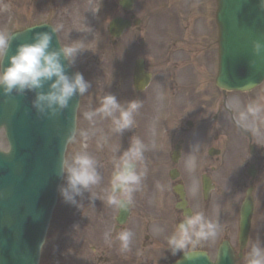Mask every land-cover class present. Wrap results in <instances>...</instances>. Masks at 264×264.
<instances>
[{"label":"rangeland","instance_id":"374dc122","mask_svg":"<svg viewBox=\"0 0 264 264\" xmlns=\"http://www.w3.org/2000/svg\"><path fill=\"white\" fill-rule=\"evenodd\" d=\"M146 1L150 4L153 3L154 6L152 8H156L153 17L150 16L148 20L147 30L142 33L144 38H147L146 44L143 46L141 51L139 47L137 49L134 47L129 49L128 54H126L122 59L124 65L121 67V70L117 71L114 69V73H112V62L109 58L105 59L104 65L100 68L102 79L104 81L117 80L119 92L122 91L127 96V100H124L125 102L130 101V99H136L142 102L143 106L139 110V114L135 117V126L133 130L125 132L122 136L111 134L108 145L103 149L97 148V139L99 134H97L96 137H90L89 139H84L79 135L81 131H88L90 129L88 121L84 119V112L97 108L100 100L102 99V84L92 82L90 83L92 89L84 96H81L77 108L75 130L77 133L76 141L74 143H68L65 151V159L68 160H70L75 153L85 151L97 159L100 165L98 171L103 177L101 185L98 188L93 189L98 196L102 195V189L108 187L109 179L113 170L111 164V159L114 154L113 150L119 148L117 155L122 154V152L127 150L129 147L130 138L132 136L139 137L147 145L151 139L148 136V128L154 120L158 119L155 114L156 111H160L162 117L166 121L165 128L169 130L173 128L177 122H179V119H182L183 124L184 121H192L194 123V128L190 129L189 134L193 137L198 136L200 126L209 124L211 137L217 135L218 138L216 141L212 140V142H209L208 144L223 150L222 154L218 157V161H215L217 168L213 173L215 182L218 185H220L223 181L222 177L219 176L222 175L220 164L226 163V165L230 167L231 164L229 162L232 161V158L234 157V155L231 154L230 156L223 154V152H225L228 148V143H225L224 135L227 134L228 136L229 133L228 139L226 140L227 142L230 141L231 145L229 147L233 148L236 144L240 145V141L235 142L232 140V138H236V136L238 137L237 133L239 134L240 132L233 130L232 123L230 120H227L228 116L226 113L221 110V108H218L217 100H213V103H209L210 100H208V95L212 93L214 97V92L216 91L213 84L211 83L212 87L210 83H206V81H213L216 74L217 52L213 49H210L207 52H202L198 48L194 47V49L191 48L190 52L177 50L173 54L172 52H169L164 57H160L161 54H159L162 51L161 47L165 44L164 41L167 40L165 35L166 31H168L167 29H177L178 16H181V13H189L192 17L196 16L201 13V10L198 9L201 5L203 7L204 19L209 21V10L215 9V1L209 0L208 3L211 1V7H209L208 5L206 6L207 3L205 0H164L165 4L162 8H160V6L163 0ZM89 8L90 7L88 5L84 4L83 6L81 0H0V31H5L11 34L28 26L46 22L52 27H56L57 25L63 26L62 30L57 34L62 47L70 46L79 41H83L84 44L85 39H88V36L86 35L106 34L103 29V23L90 20V15L86 14L89 12ZM154 17H156L157 20H150L155 19ZM166 23H170V28L166 26ZM106 24L107 23H105V25ZM200 25L201 24L198 23L197 26L200 27ZM213 31L215 34L214 28ZM176 35L178 34L175 33L174 36H171L170 38L178 39ZM210 36L212 37V33ZM127 43L130 44L129 37ZM179 46V44L176 45V47ZM196 50L198 52H196ZM81 54L77 56L73 68L76 72L83 75L85 81H98L95 76L98 71V68L95 67L96 61L91 63L92 59L88 57L86 58L85 56L81 57ZM136 56H141L145 59L153 78V83H151L149 88L139 93L134 92L131 81L133 66L132 60ZM163 62L165 64H163ZM174 64L175 67L171 68ZM168 72H171L172 74H169ZM161 81H166L163 86L162 97L160 92L157 90ZM172 81H175V84H173ZM114 92L117 98L118 96L115 89ZM128 93L131 97L128 96ZM226 95V102L228 103L229 108L233 110V114L235 116V107L233 104L234 99L238 98L242 105H246L250 101L254 100L264 102V82L250 92L241 93L238 91H231L226 92ZM91 97L95 99L93 103ZM121 97H119L120 99L118 101L124 103L121 100ZM159 97L163 102L160 103L156 100ZM194 98H196L197 101L196 103L193 102L192 105L189 101H191V99L194 100ZM204 107L207 110V122L204 124H198L200 111L204 110ZM217 115L218 118L216 120H212V117ZM109 126V121L98 122L96 125L97 128H103L106 133L108 132ZM251 132L255 134V132ZM169 136L170 135L168 133H164V131H162V140H159L164 143L167 150L168 147H171L175 142L174 139L167 144ZM261 138L264 139V137ZM0 148L4 150L7 149V143L2 130L0 131ZM199 149H202V152L204 150L205 154V148ZM186 160L181 162L178 167L179 170H181V178L184 180V177H186L183 183L186 186L188 200L191 204L193 203L194 206H197L200 189L194 195L192 192V185L194 182L199 185V180L198 178L190 179L188 172L184 171L186 169ZM230 180H228V182ZM157 182L168 185L166 177H163L160 180L158 179ZM152 183L151 179H149V181H145L143 191L135 194V208H132L133 212H131L126 223V229L130 231L132 230L133 233L135 228H137L139 232L142 231V234L152 233L153 236L150 237V240L156 238V232L150 229V232L146 230L143 231L142 226L143 224L149 222L152 218V213L150 211H143L141 213L139 208H141L140 195H147L148 192H151V190L149 191V188ZM63 184L64 181L62 179L60 186ZM261 187L264 190V183ZM149 195L152 197L154 196L155 205L163 206V204H165L167 206L173 201V195L170 190L163 193L156 190L155 193H151ZM217 197L218 196L214 194L215 200H213V202H215L217 206L215 203H211V200L210 204L207 205V218L213 221L218 220L220 225L223 222L222 219H225L224 223L226 225H234L233 223L236 222L237 215L234 200L236 201L237 199H242L243 193L241 195L237 193V196L230 193L225 195L222 199L224 202H222L221 205L220 198L216 201ZM76 199L79 204L78 207L65 203L58 191L57 201L52 213L44 243L41 247L40 260L38 264H126L125 262L128 261V255L130 252L121 254L119 252V244L112 243V239L114 238L112 234L113 232L116 233L114 228V217L116 216L117 209L108 207L98 199L94 201L93 207L89 203L88 193L84 194L83 199L80 197H77ZM239 200H237V204L240 203ZM254 201H256V203L259 201L262 207L261 209L256 208L252 219L249 242L247 248L245 249L246 257L253 244L259 243L262 247H264V198H261L260 195L257 198L254 197ZM151 204L152 200L150 201L149 198H147L145 205L150 206ZM159 228L162 227L160 226ZM120 231H117V234ZM163 233L158 234L157 239H155L152 243H149L148 239L146 241L145 248H141L139 246L140 240L142 241V239H137L138 234L135 235L134 233L132 245L133 247L136 246L135 249L137 251L140 248L141 253L144 255L145 251L151 249L152 246L155 247V245H160L164 236ZM219 239L220 237H218L215 242H209L200 248L207 250L210 256L215 258ZM228 239L231 245L236 248L238 245L237 235ZM143 242H145L144 239ZM166 245L167 243L165 240V242L157 248L161 249V251H165ZM134 253L135 252H133L132 255L137 257ZM179 254L180 253L178 252L176 255H172V258L179 256ZM151 255H153V253H151ZM151 255L149 254V257L152 259ZM246 257L243 259L245 264ZM152 261H154V259ZM132 264L151 263L150 261L147 263L144 260H134ZM240 264H243L242 261H240Z\"/></svg>","mask_w":264,"mask_h":264},{"label":"clouds","instance_id":"9594fccd","mask_svg":"<svg viewBox=\"0 0 264 264\" xmlns=\"http://www.w3.org/2000/svg\"><path fill=\"white\" fill-rule=\"evenodd\" d=\"M258 7L264 12V0H259ZM62 25L51 27L50 32L35 33L32 43L17 45L15 54L8 57V66H4V58L11 44L12 35L0 31V90L5 97L13 94L23 97L26 92L34 93L31 107L38 117L55 119L70 106V101L77 95L84 96L91 84L79 72L69 77L66 75V66L61 60L67 61V67H74L79 54L87 50L83 41L75 42L70 46L52 47V34L62 30ZM251 54L259 60H264V42L260 39L250 41ZM256 60H250L255 65ZM47 88L45 90V86ZM235 120L239 127L245 131H254L257 136L264 137V102L250 101L242 105L239 99H234ZM142 102L136 99L121 103L115 95L106 94L100 100L99 106L94 110L84 112L83 116L90 125L88 131H81L79 135L84 139L96 137L97 148L103 149L108 145L110 135L122 136L125 132L133 130L135 117L142 108ZM109 121L110 126L106 133L103 128H97L98 122ZM77 133L69 130L65 140L68 143L76 141ZM148 146L136 136L130 138L129 147L122 154L117 155L119 148L114 149L111 159L112 173L108 187L102 189V195H97L93 189L98 188L103 180L98 168L97 159L88 152H77L70 160L62 158L57 175L64 184L58 188L59 194L65 203L79 206L77 197L84 198L89 194V203L94 207L95 200H101L108 207L128 212L133 206L135 194L144 189L148 168L145 153ZM199 150L198 144L193 145L191 152ZM186 170L193 173L196 170V157L190 154L185 162ZM156 190L160 193L169 190V186L156 182ZM199 185L193 183L192 192L195 195ZM156 234L164 231L155 228ZM222 226L218 220L208 219L203 211H198L184 219L175 227L167 237V249L172 255L183 253L186 259H198L199 247L209 242H215L221 232ZM134 233L123 230L118 233L119 252L126 254L131 251ZM246 264H264V247L259 243L253 244L246 257Z\"/></svg>","mask_w":264,"mask_h":264},{"label":"water","instance_id":"95a60500","mask_svg":"<svg viewBox=\"0 0 264 264\" xmlns=\"http://www.w3.org/2000/svg\"><path fill=\"white\" fill-rule=\"evenodd\" d=\"M217 4L216 85L224 90H250L264 78V60L252 56L250 44L254 39L264 42V12L258 7L259 0H217ZM50 31L49 25L40 24L12 34L4 66H8V57L15 54L17 45L32 43L35 33ZM52 36V47L59 49L56 35ZM250 60L257 62L253 66ZM61 62L66 66L65 74L73 76L74 71L67 67V61L62 59ZM149 78L140 62L136 63L135 86L142 88ZM78 98V95L74 97L68 109L50 120L38 117L31 107L34 93L5 97L0 90V127H4L9 143L8 152L0 151V264L38 263L61 180L57 172L64 158L65 138L69 130H75ZM180 198L183 200L182 192ZM251 209V202L246 199L240 211L241 238L248 232ZM126 213L120 212L117 221L122 222ZM197 252L198 259H186L182 254L172 264H212L204 252ZM215 264H234L228 244L221 245Z\"/></svg>","mask_w":264,"mask_h":264},{"label":"flooded vegetation","instance_id":"af4514ba","mask_svg":"<svg viewBox=\"0 0 264 264\" xmlns=\"http://www.w3.org/2000/svg\"><path fill=\"white\" fill-rule=\"evenodd\" d=\"M134 1V3L131 4V2ZM111 7H108L107 11L104 12V5L108 6L109 2L107 0H81L82 5H88L90 8L88 9V15H90V20L96 21V22H104L107 23L105 27L103 26L104 32L109 34V23L115 19L119 18L123 22L128 23V27L122 31V33L119 36H113L109 34V40L112 42L114 49L120 50L122 47H127L129 49L133 48L134 45L136 47L134 48H143V46L146 44V39L142 35L143 32L147 30V22L151 15H147L144 12L141 11V4L143 2H146V10L149 9V3L146 0H111ZM211 7L210 3H207L206 6ZM151 7V6H150ZM164 7V6H163ZM160 8H162L160 6ZM202 11V13H199L196 16H191V14H184L181 13V16H178V26H179V36L176 38H167L164 44V46L161 47L162 51L160 52L163 57L167 55L169 52L175 53L178 51H187L190 52L191 48H201L207 49L208 51L211 48H214L216 45V40H214V37L212 35L208 36L210 34V30L213 32V22L211 20H205L203 15V7L200 5L198 8ZM145 10V11H146ZM154 15V14H153ZM153 17V16H152ZM211 18V17H210ZM198 23H200V27H198ZM197 24V25H196ZM128 35V36H127ZM128 37L130 38V44L127 43ZM88 46L90 48L94 47V40H85ZM179 44V47H176V45ZM177 49H175V48ZM129 49H125L122 51H127L126 54H128ZM188 49V50H185ZM121 51V52H122ZM138 51V50H137ZM207 52V51H206ZM135 61V59H134ZM133 61V63H134ZM163 64H165L163 62ZM175 64L173 65L174 68ZM170 69V68H168ZM132 81V79H131ZM168 82V81H167ZM160 86H158L157 90L160 92L162 97L163 92V86L166 81H161ZM173 84H175V81H172ZM150 86V85H149ZM148 86V87H149ZM118 87V85H117ZM116 87V90H117ZM145 91V90H143ZM143 91H137L134 89L135 93L143 92ZM120 94L123 92L120 91ZM215 96L213 97V94L208 95L209 103H213V100H217V106L218 108H221L224 112L231 115V111L228 109V105L226 104V95L223 91L217 88V90L214 92ZM119 95V94H118ZM120 96V95H119ZM128 96L130 94L128 93ZM207 97V95H206ZM158 102H163L160 97L156 99ZM196 98L191 99V104L193 105V102L196 103ZM204 105V104H202ZM158 117L157 120H154V122L149 126L148 128V136L150 141L147 143L148 151L145 153L146 157V165L148 168L147 178L145 181H149L151 179V182H153L149 188V191L147 195L141 194L140 195V212L143 211H150L152 213V218L149 220V222L143 224L142 229L143 231L146 230L150 232V230H154L157 227H162L163 229L168 230V232L171 234L172 230H174V226L176 227L183 219V210L176 207L178 203V197L174 191V188L178 184H182L184 187V190L186 189L185 184L183 181L186 177L181 178V170H179V165L181 162H184L190 154L195 155L196 157V170L193 173H189L186 169L185 172H188V175L190 179L192 178H198L199 180V191L202 195V178L206 177L210 181L211 190L209 191L207 195V199H203V206H201L202 209H207V205L209 201L215 200L214 194L217 195L216 201L220 198V205L224 200L222 201L223 197L227 194L236 195L239 193L240 195L243 193V197L246 196V194H249L253 198L254 208L257 206L256 201H254V197L257 198L261 195V198H264V190L262 189L261 185L263 186L264 183V139L260 136H257L256 134H253L251 131H245L238 125H235L233 121H231L234 125L233 130H237L240 133L238 137L232 138V140L240 141V145L236 144L234 147H229L230 141L227 142L228 139L227 134H225V143H228V148L226 149L223 154H227L230 156L234 155V159L232 158V161L229 163L231 164L230 167L226 165V163H222L221 165V173L222 175H219L222 177L223 181L220 185L216 184L213 173L216 171V162L218 161V157L220 154H222V149L212 146L211 144H208L209 142L216 141L218 136L214 135L211 137L209 132V124H205L200 126V130L198 131V136H190V129L194 128V123L192 121H184V124L182 122V119H179L176 123V125L171 128L170 130L165 128L166 121L162 117L160 111H156L155 113ZM200 119L198 121V124H204L207 122V110L204 107V110L200 111ZM218 118L217 116H213L212 120H216ZM162 131L164 133H168L170 136L167 139V144L171 142V140L175 139V142L173 145L168 147V150L164 143H162ZM254 132V131H253ZM146 133V132H145ZM236 133V132H235ZM133 134V133H132ZM231 134V133H230ZM232 136V135H231ZM169 140V141H168ZM198 144L199 148H205V154L204 150L202 152V149H199L197 152L192 153L191 148L193 145ZM209 145V146H207ZM242 145V146H241ZM214 147V150H212L213 154L212 156L208 154V149ZM232 148V151H231ZM210 150V149H209ZM236 150V153H235ZM229 151V152H227ZM243 151V152H242ZM176 155V160L174 161L173 156ZM237 156V157H236ZM234 160V161H233ZM216 161V162H215ZM176 172V178L172 179V175H175L173 172ZM166 173V174H165ZM166 177L168 180V186L171 194L173 195V201L172 203H169L167 206L163 204V206L155 205L154 204V196H150L149 194L156 192V182L158 179ZM231 179V180H230ZM228 180H230V185ZM144 181V182H145ZM249 192V193H248ZM145 195V197H144ZM149 198V200H152V204L150 206L145 205L146 199ZM203 198V195H202ZM239 200V199H237ZM240 200H242L240 198ZM259 203V201H258ZM188 207H192V204L188 201ZM259 206L262 207L259 203ZM132 208L134 209L135 206L130 207V211H132ZM201 208H198V211H202ZM197 211V212H198ZM191 214H194L191 209ZM190 214V215H191ZM223 231L221 232V241L222 240H228L230 237H234L236 235V229L231 228L229 226H223ZM150 229V230H149ZM120 230H126V227H121ZM134 230H138L135 228ZM139 231V230H138ZM142 232V231H141ZM153 236L151 233H143L142 239L145 240V242H141V246L145 248L146 241L149 239V243H152L155 239H157L158 234H156V238L151 239L150 237ZM161 243V242H160ZM148 245V244H147ZM159 246V245H155ZM167 247V245L165 246ZM133 245L131 246V251L128 255L129 259L126 262V264H132L134 260H143L146 256L143 254L137 253L135 250L137 257H134L132 255L133 251ZM147 255H151L152 261L153 259L156 260L159 264H167L172 259L171 252L166 248V251H160L158 249H154L152 246L151 249L147 250ZM239 252L237 248V253ZM101 257V256H99ZM240 263V259L237 261Z\"/></svg>","mask_w":264,"mask_h":264},{"label":"bare ground","instance_id":"6f19581e","mask_svg":"<svg viewBox=\"0 0 264 264\" xmlns=\"http://www.w3.org/2000/svg\"><path fill=\"white\" fill-rule=\"evenodd\" d=\"M107 1L109 2V4H108V6L104 5V12L107 11L108 7H111V3H112L111 0H107ZM214 1L216 3L215 9H217V6H218L217 0H214ZM205 2L208 3L209 0H205ZM132 3H134V1H132L131 4ZM164 4L165 3H164V0H163L162 3H161V7H163ZM150 6H149V9L147 11L146 10V2H143L141 4V11L144 12L145 14H147V15L153 16V14L155 13V9L156 8L155 9L152 8L154 6L153 3L150 4ZM154 18L155 19H150V20H152V21L153 20H157L156 17H154ZM115 19H113L112 21H116ZM102 23H103V26L105 27V23L104 22H102ZM166 26L168 28H170V23H166ZM147 28H148V25H147ZM108 29H109V32L110 31L115 32V33H117L118 36L122 33L123 30H125V28L122 27V26H120V25L119 26H116V27H108ZM167 30H168V33L166 34V37L169 39L171 36H174L175 33H179V26L177 25V29L176 30H174L172 28L171 29H167ZM109 34L106 33L105 36H104V38H103L102 34H99V35H86V36H88L87 37L88 39H93L94 42H95V44H94V47L93 48H88V47H86V44H84V47L86 49L87 48L88 49L83 52L84 54L83 53L81 54V57L85 56L86 58L88 57V58L92 59L91 60V63L94 62V61H96V64H95L96 66L95 67L98 68V71L96 73L97 75H95V76H96V78H97L98 81H101L102 82V86H103L102 93L104 95H106V94H112V95H114L115 92H113V90L116 89V87H117L118 84H117V80L116 81H104L102 79V74L100 72V68L104 65L105 59L106 58H109V60L112 62L111 72L114 73V69H116L117 71L118 70H121L122 69L121 67H123V65H124V62H123L122 59L125 57V55L127 53V51H122V50L129 49L127 47H122L121 48V51L122 52L120 50L114 49V46L112 45L113 43L110 42V40H109ZM134 47H136V46L134 45ZM197 50H196V52H198ZM206 51H208V50L207 49H203L202 50V52H206ZM162 56L163 55H161L160 57H162ZM133 59H135L136 62H138L140 59H142L143 60L142 61L143 62V65L142 66L144 68H146V70H147V72L149 74H151V72L149 71V68H148V63L146 64L145 59L143 57L136 56ZM168 73L169 74H172L171 72H168ZM115 79H116V76H115ZM263 80H264V78H263ZM120 81H123V80H120ZM151 83H153L152 79L149 82H145V90L149 88L148 86L151 85ZM116 93L119 94L120 97L122 96L121 97V100L123 102H125L124 100H127V96L125 95L124 92L122 94L119 93L118 87H117V92ZM251 225H252V223L250 222L249 223V227Z\"/></svg>","mask_w":264,"mask_h":264}]
</instances>
